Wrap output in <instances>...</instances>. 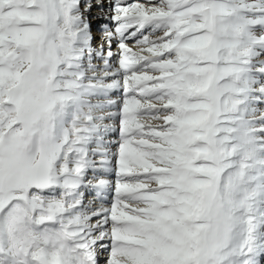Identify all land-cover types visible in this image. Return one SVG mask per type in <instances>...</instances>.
<instances>
[{"label":"snow or ice","instance_id":"snow-or-ice-1","mask_svg":"<svg viewBox=\"0 0 264 264\" xmlns=\"http://www.w3.org/2000/svg\"><path fill=\"white\" fill-rule=\"evenodd\" d=\"M262 105L264 0H0V264H264Z\"/></svg>","mask_w":264,"mask_h":264},{"label":"bare ground","instance_id":"bare-ground-1","mask_svg":"<svg viewBox=\"0 0 264 264\" xmlns=\"http://www.w3.org/2000/svg\"><path fill=\"white\" fill-rule=\"evenodd\" d=\"M130 2H131V0H130ZM92 30L94 31V35H97L96 36V39H97V43L99 42V39L97 38L98 36H100V30L98 31L97 30V28H99L100 29V25L102 24V23H105V22H107V21H103V20H100V19H97L96 17L97 16H99L100 15V13L97 11V10H93V12H92ZM95 25L97 26L96 28H94L95 27ZM115 48H116V46H115V44H113V50H115ZM118 99V98H117ZM261 107H264V105H262ZM113 141H115V139L117 138V135L116 134H113ZM113 150H115V149H113ZM87 200H92V198H90V196L87 198ZM107 258H108V252L107 251H105L104 252V255L101 257V262H102V264H104V261H106L107 260Z\"/></svg>","mask_w":264,"mask_h":264}]
</instances>
